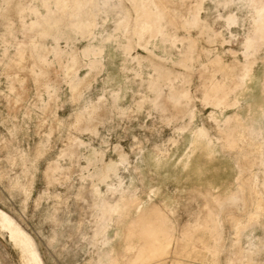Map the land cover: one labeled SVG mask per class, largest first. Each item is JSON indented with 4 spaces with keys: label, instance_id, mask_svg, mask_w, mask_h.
I'll return each mask as SVG.
<instances>
[{
    "label": "rangeland",
    "instance_id": "1",
    "mask_svg": "<svg viewBox=\"0 0 264 264\" xmlns=\"http://www.w3.org/2000/svg\"><path fill=\"white\" fill-rule=\"evenodd\" d=\"M21 237L264 264V0H0V264Z\"/></svg>",
    "mask_w": 264,
    "mask_h": 264
},
{
    "label": "bare ground",
    "instance_id": "2",
    "mask_svg": "<svg viewBox=\"0 0 264 264\" xmlns=\"http://www.w3.org/2000/svg\"><path fill=\"white\" fill-rule=\"evenodd\" d=\"M101 202V201H100ZM104 202V201H103ZM107 203V202H106ZM104 204V203H103ZM105 205H107V204H105ZM104 208V207H103ZM107 208V207H106ZM102 212H104V211H102ZM102 212H101V214H102ZM98 215H99V213H98ZM100 216V215H99ZM102 216H103V214H102ZM101 216V217H102ZM100 217V218H101ZM105 219V218H104ZM109 219V218H108ZM101 221H102V219H101ZM108 221V220H107ZM104 222V221H103ZM100 225V224H99ZM106 225V224H105ZM104 229V228H103ZM20 234V233H19ZM97 234V233H96ZM21 239H22V243H24L25 244V246H26V248L29 250H31L32 252H31V257H32V261H33V263L34 264H41L40 262V260H39V258H38V254H36L35 253V251H33L32 250V246L30 245V241H26L23 237H21ZM142 240L144 241V239L142 238ZM108 255V254H107ZM110 255V254H109ZM132 256V255H131ZM109 257V260L107 259V264H112V262H113V257L112 256H108Z\"/></svg>",
    "mask_w": 264,
    "mask_h": 264
}]
</instances>
